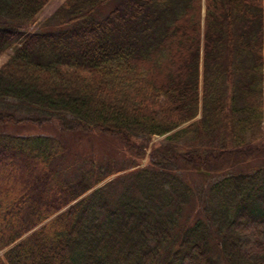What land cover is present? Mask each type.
Masks as SVG:
<instances>
[{"label":"trees","instance_id":"obj_1","mask_svg":"<svg viewBox=\"0 0 264 264\" xmlns=\"http://www.w3.org/2000/svg\"><path fill=\"white\" fill-rule=\"evenodd\" d=\"M49 1L0 0V264H264V0ZM50 122L131 159L2 129Z\"/></svg>","mask_w":264,"mask_h":264},{"label":"rangeland","instance_id":"obj_2","mask_svg":"<svg viewBox=\"0 0 264 264\" xmlns=\"http://www.w3.org/2000/svg\"><path fill=\"white\" fill-rule=\"evenodd\" d=\"M64 0H50L38 15L37 25L45 24L46 19L54 12V10ZM12 50L8 49L0 55V66L9 58ZM5 131L19 133L23 135L40 133L46 134L58 140L63 145V154L57 157L53 163V169L59 178H78L81 172L89 168L93 163L108 164L115 163L122 165L127 160L130 161L131 156L122 149L118 143L101 134H91L89 136L78 133H60L53 122L36 125L33 123L22 124V126L8 125L2 128ZM163 136H153L149 142L145 155L139 162V167L146 165L150 147L158 143ZM131 170V169H129ZM128 170V171H129ZM128 171H122L128 172ZM117 174L107 177L103 182L110 180ZM191 181H199V176L196 173H189L186 175ZM101 182L98 186H100ZM2 251H0V254Z\"/></svg>","mask_w":264,"mask_h":264}]
</instances>
